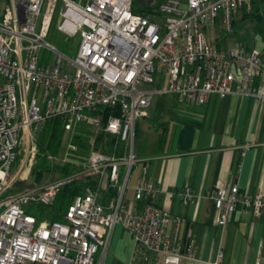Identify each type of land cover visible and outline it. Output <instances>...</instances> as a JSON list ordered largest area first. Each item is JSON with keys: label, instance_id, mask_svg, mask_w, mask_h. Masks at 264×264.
Masks as SVG:
<instances>
[{"label": "built area", "instance_id": "obj_1", "mask_svg": "<svg viewBox=\"0 0 264 264\" xmlns=\"http://www.w3.org/2000/svg\"><path fill=\"white\" fill-rule=\"evenodd\" d=\"M253 2L162 0L147 15L133 12L131 0H8L2 6L0 264H102L115 225L132 240L127 264H219V249L202 260L192 239L182 242L169 230L177 218L152 202L157 186L146 176L147 159L133 153L134 128L162 94L201 105L210 93H235L264 104V47H217L205 32L216 19L230 29L234 17L253 11ZM256 2L264 8V0ZM54 14L64 38L78 37L72 58L45 39ZM41 49L56 59L38 62ZM51 117L63 127L61 161L77 170L1 196L15 180L21 145L26 142L30 164L35 134ZM80 123L88 126V148L83 159L72 160L68 152L77 146L70 139ZM99 131L113 139L112 152L94 147ZM134 166L138 174L127 199ZM80 178L90 182L74 195L62 221H36L26 211L49 206L63 184ZM176 193L182 204L194 196L188 186ZM207 197L217 226L237 208L264 212L262 192L217 185Z\"/></svg>", "mask_w": 264, "mask_h": 264}, {"label": "crops", "instance_id": "obj_2", "mask_svg": "<svg viewBox=\"0 0 264 264\" xmlns=\"http://www.w3.org/2000/svg\"><path fill=\"white\" fill-rule=\"evenodd\" d=\"M7 1L0 2V11ZM253 3L264 9L256 0ZM241 18L247 17L236 19ZM263 47L264 41L256 49ZM156 105V101L151 103L147 116L135 122L134 139L142 129L152 134L151 147L135 157L147 159L146 176L157 186L153 204L177 218L175 229L170 224L169 230L182 242L192 239L202 260L219 249V264H264V212L255 215L237 208L222 227L217 226L216 212L207 197L217 185L264 193V104L245 95L210 93L203 104L170 109L164 118L155 114ZM158 136L162 137L159 144ZM137 174L134 166L127 199L132 197ZM185 186L194 196L182 204L176 192Z\"/></svg>", "mask_w": 264, "mask_h": 264}, {"label": "rangeland", "instance_id": "obj_3", "mask_svg": "<svg viewBox=\"0 0 264 264\" xmlns=\"http://www.w3.org/2000/svg\"><path fill=\"white\" fill-rule=\"evenodd\" d=\"M1 1L2 0H0V2ZM139 1L144 2L146 0H132L131 5L134 9L138 7ZM55 17L56 16L54 14L51 19L48 28V33L45 39L47 42L52 44L57 51L61 52L68 58H72L74 56V52L78 42V37L77 35H71L64 38L63 35L60 32H58L55 28L57 23ZM208 29L211 32V35L214 39V43L218 46L221 45L234 46L238 43H241L247 46L249 49H253V47L256 49L259 46H261V44L264 41V14L262 13L261 17L258 20L253 19L252 16H248L247 18L244 19L241 18L240 20H237L234 17L230 23V29H227L220 20L216 19L214 24H212L211 26L210 25L206 26L205 28L206 33ZM37 54H38V62L40 63H45V62L47 63L48 61L55 60L57 57L56 53L48 52L44 49H41L39 52H37ZM145 87L148 86L146 85ZM155 101L157 102L155 108V114H157L158 117L163 116V118L169 114L170 109H174L176 107L181 108L187 105L186 103L175 102L168 94H162L156 96L153 99L152 104ZM142 121H143L142 123H145L144 120ZM150 135L152 134L149 130H147L145 134V131H143L142 129V132H139V135L136 137V139L133 140V149L135 156L137 154L139 155L141 151L145 152L147 149L151 147L152 141ZM29 144L30 143H28V145ZM21 146L23 150L19 151V155L15 162V169L13 171L14 174L12 175V177H14L15 180L13 181L12 185H10V187L12 186L14 191L18 189H22L25 187V185L31 183V179L28 176V171L33 162L34 155L30 160V164H28L29 155L26 154V150H25L26 142L23 143ZM34 148H35V144H34ZM63 149H64V144L61 142L57 154L50 155L51 159H49L48 155H46V158L50 161V163L62 164L63 162L61 161L60 156L62 155ZM55 175H57L55 172L50 173V175L42 179L40 182L51 180L50 178L53 179ZM10 187H8L7 189H9ZM6 193H8V191L5 190L1 194V196L5 195ZM128 193H126V196L129 195ZM128 198H130V196ZM29 208H30L29 206L26 207V209ZM32 214L35 215L36 221L45 218L44 214L39 215L36 213V211L33 212ZM131 250H132V240L129 234L124 229L116 226L113 229V232L110 235L109 240L107 242L106 252L102 264H127L131 254Z\"/></svg>", "mask_w": 264, "mask_h": 264}, {"label": "trees", "instance_id": "obj_4", "mask_svg": "<svg viewBox=\"0 0 264 264\" xmlns=\"http://www.w3.org/2000/svg\"><path fill=\"white\" fill-rule=\"evenodd\" d=\"M162 0H146L144 2L139 1L138 7L133 8L131 5V10L133 12L141 13L147 15L152 12L159 2ZM253 1V0H252ZM132 4V0H131ZM259 8L254 4L253 11L249 14H244V16H252L254 19H259L264 13V9ZM219 47L218 45H216ZM107 110V109H102ZM88 126L86 124L80 123L75 128V132L72 135L70 141L77 146V151L68 152L69 157L73 160L83 159V155L88 148L87 144V131ZM63 127L56 117H51L45 120L43 127L40 131L35 134V153L33 162L29 168L28 176L31 179V183L25 185L24 188L32 187L40 184L41 180L46 178L50 173L55 172L57 175L55 177L68 175L77 170V166L73 162H63L62 164L50 163L46 158V155H56L59 151L60 144L62 142ZM157 143L159 144L162 137L158 136ZM113 139L106 136L104 132L99 131L94 137V147L99 148L107 153L112 152ZM52 179V178H50ZM88 179H72L71 181L63 184L57 191L52 203L49 206H37L33 209L30 207L26 209L27 212L33 213L36 211L37 214H44L48 221H62L64 212L66 211L67 205L71 202L74 195L79 194L83 191V186L89 184ZM12 185V184H11ZM8 193L14 192L12 186L7 189Z\"/></svg>", "mask_w": 264, "mask_h": 264}]
</instances>
